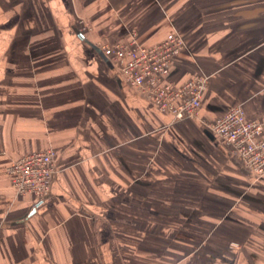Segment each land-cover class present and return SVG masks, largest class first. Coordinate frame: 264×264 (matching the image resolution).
<instances>
[{"label":"crops","instance_id":"1","mask_svg":"<svg viewBox=\"0 0 264 264\" xmlns=\"http://www.w3.org/2000/svg\"><path fill=\"white\" fill-rule=\"evenodd\" d=\"M184 2L0 0V264H264V174L211 127L236 106L264 122V0ZM171 31L187 47L166 79L210 75L198 117L161 110L96 45ZM48 148L50 194L17 193L8 165ZM244 191L245 258L219 216Z\"/></svg>","mask_w":264,"mask_h":264},{"label":"built area","instance_id":"2","mask_svg":"<svg viewBox=\"0 0 264 264\" xmlns=\"http://www.w3.org/2000/svg\"><path fill=\"white\" fill-rule=\"evenodd\" d=\"M87 27L84 25L83 29ZM96 45L116 70L161 110L172 113L176 119L199 116L208 77L197 74L181 85L166 79L173 59L187 47L180 33L171 31L155 45L142 44L136 35L116 43L99 38ZM243 111L240 106L233 107L218 116L211 127L230 146L232 155L242 159L254 174L261 175L264 174V122L248 119ZM56 160L58 151L54 148L25 153L13 160L7 172L17 193L39 197L50 194Z\"/></svg>","mask_w":264,"mask_h":264},{"label":"rangeland","instance_id":"3","mask_svg":"<svg viewBox=\"0 0 264 264\" xmlns=\"http://www.w3.org/2000/svg\"><path fill=\"white\" fill-rule=\"evenodd\" d=\"M183 1H187V0H175V6H178L179 4H181L179 7H182L183 4H186V2L183 3ZM192 1L193 0H188L189 5L191 6L197 5V4H193ZM229 3H230V0H221L222 5L224 4L227 5ZM200 75H206L208 77V80L210 81V75L208 74H200ZM186 118H189V117H186ZM236 158L240 160L243 163V165H245L246 167V164L242 159H240L239 157H236ZM262 175L263 174L261 175L255 174V177H259ZM238 203H239L238 205H232V206H229L228 208L223 209V211H220L221 214H219V216H223L224 219H228L229 225H232V227H234L237 230V232H233V233H229L228 231H227L228 233H224V234H228L231 236L229 240L226 239L227 242L225 246L228 247L227 250H230V252H232L234 256H238V257L244 256L245 258L246 252H247V239H246L247 226L251 225L250 228H252L253 226L252 223L247 221L248 214H247V208H246V192L245 191L242 192L241 197L238 199ZM232 219H234V221Z\"/></svg>","mask_w":264,"mask_h":264}]
</instances>
